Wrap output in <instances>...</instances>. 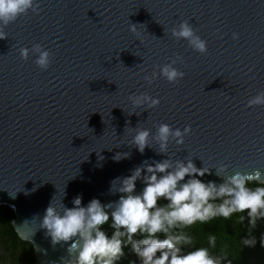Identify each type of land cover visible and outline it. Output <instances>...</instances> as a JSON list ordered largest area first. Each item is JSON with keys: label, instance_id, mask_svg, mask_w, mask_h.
<instances>
[{"label": "water", "instance_id": "water-1", "mask_svg": "<svg viewBox=\"0 0 264 264\" xmlns=\"http://www.w3.org/2000/svg\"><path fill=\"white\" fill-rule=\"evenodd\" d=\"M38 7L4 26L0 39V206L13 210V230L37 264L70 259L71 241L53 246L37 227L53 196L67 207L77 194L81 205L115 201L112 178L164 158L127 145L128 127L189 125L181 145L169 144L171 157L193 156L197 167L224 163L229 173L264 170V105L246 106L264 91V0H38ZM181 20L206 41L204 54L170 36ZM36 43L51 53L46 70L31 52L19 56ZM172 59L182 79L144 81ZM142 92L159 104L132 107L128 96ZM117 152L130 155L113 161Z\"/></svg>", "mask_w": 264, "mask_h": 264}, {"label": "clouds", "instance_id": "clouds-1", "mask_svg": "<svg viewBox=\"0 0 264 264\" xmlns=\"http://www.w3.org/2000/svg\"><path fill=\"white\" fill-rule=\"evenodd\" d=\"M29 10L39 11L38 0H0V39L6 36L3 27ZM136 26L129 24V31L135 34ZM169 32L172 38L183 40L193 51L206 52V41L187 20H181ZM232 38L237 39V34L233 33ZM29 52L40 70L49 67L51 53L47 48L39 43L31 49L20 47V58L27 59ZM176 63L172 59L159 65L158 72L153 70L143 76L144 81L150 85L159 77L168 83L178 82L184 73L175 67ZM128 100L132 107L144 111L159 104V98L147 92L130 94ZM262 105L264 91L246 101L248 107ZM153 127L154 132L128 127L127 145L141 154L146 147L153 149L164 158L142 160L129 169L128 175L112 178L107 191L120 194L115 201L101 203L93 197L81 205V195L77 194L71 200L72 206L67 207L61 199L56 202L53 196L44 209L37 227L44 230L50 243L54 246L71 241L66 249L70 259L65 264H116L124 246H130L135 256V261L129 264H231L223 253L214 251L215 234H207L206 244H197L187 229L197 222L205 224L215 218L232 216L237 223L246 221L247 224V233L240 237V245L256 244L253 229L258 221L264 220V170L229 173L224 163L213 167L201 163L197 167L193 156L173 158L168 154L169 144L181 145L190 133V126L173 128L161 122ZM129 155V152H117L112 159L119 161ZM206 174L220 178L219 182L201 179ZM137 181L142 184L138 191ZM106 224L110 234L104 230ZM261 243L264 245V235Z\"/></svg>", "mask_w": 264, "mask_h": 264}, {"label": "trees", "instance_id": "trees-1", "mask_svg": "<svg viewBox=\"0 0 264 264\" xmlns=\"http://www.w3.org/2000/svg\"><path fill=\"white\" fill-rule=\"evenodd\" d=\"M14 217V212L10 207L7 205L0 206V243L11 254L17 253L19 255V264H37L32 245L20 240L13 230L12 220ZM103 227L107 233H111L107 224ZM187 231L193 236L197 244H206L207 234H215L217 239L214 251L223 253L231 261V264H264V245L261 243L262 235H264V220L258 221L253 229L256 244L252 247L240 245V237L247 233V224L246 221L243 224L237 223L235 216L227 219L215 218L205 224L197 222L190 226ZM130 261H135V256L130 246H124L123 255L116 261V264H129Z\"/></svg>", "mask_w": 264, "mask_h": 264}, {"label": "rangeland", "instance_id": "rangeland-1", "mask_svg": "<svg viewBox=\"0 0 264 264\" xmlns=\"http://www.w3.org/2000/svg\"><path fill=\"white\" fill-rule=\"evenodd\" d=\"M0 264H19V255L10 251L0 243Z\"/></svg>", "mask_w": 264, "mask_h": 264}]
</instances>
